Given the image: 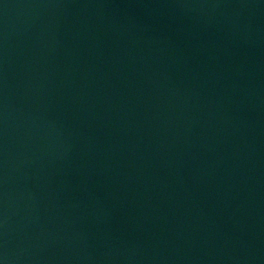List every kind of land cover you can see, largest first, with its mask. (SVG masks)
I'll return each mask as SVG.
<instances>
[{
    "label": "water",
    "instance_id": "water-1",
    "mask_svg": "<svg viewBox=\"0 0 264 264\" xmlns=\"http://www.w3.org/2000/svg\"><path fill=\"white\" fill-rule=\"evenodd\" d=\"M0 264H264V0H0Z\"/></svg>",
    "mask_w": 264,
    "mask_h": 264
}]
</instances>
